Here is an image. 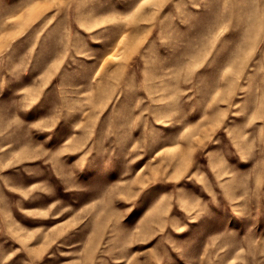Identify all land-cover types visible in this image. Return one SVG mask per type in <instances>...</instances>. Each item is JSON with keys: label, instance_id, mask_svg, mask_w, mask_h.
I'll use <instances>...</instances> for the list:
<instances>
[{"label": "rangeland", "instance_id": "rangeland-1", "mask_svg": "<svg viewBox=\"0 0 264 264\" xmlns=\"http://www.w3.org/2000/svg\"><path fill=\"white\" fill-rule=\"evenodd\" d=\"M0 264H264V0H0Z\"/></svg>", "mask_w": 264, "mask_h": 264}]
</instances>
